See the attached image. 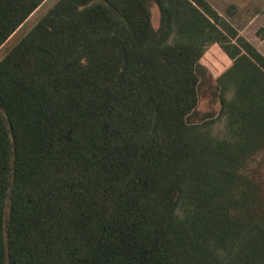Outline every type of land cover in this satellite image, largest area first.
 <instances>
[{
  "label": "trees",
  "instance_id": "1",
  "mask_svg": "<svg viewBox=\"0 0 264 264\" xmlns=\"http://www.w3.org/2000/svg\"><path fill=\"white\" fill-rule=\"evenodd\" d=\"M260 153L264 56L205 0H57L0 60V264H264Z\"/></svg>",
  "mask_w": 264,
  "mask_h": 264
},
{
  "label": "rangeland",
  "instance_id": "2",
  "mask_svg": "<svg viewBox=\"0 0 264 264\" xmlns=\"http://www.w3.org/2000/svg\"><path fill=\"white\" fill-rule=\"evenodd\" d=\"M57 0H44L15 32L0 46V60L19 41V39L44 15ZM206 3L216 12L220 19L234 29V31L253 48L264 56V0H205ZM152 21L157 25L158 11L156 6H151ZM202 63H207L211 77L217 76L221 70L230 63L221 48L212 44L204 53ZM212 73L214 76H212ZM212 84L205 80L202 89L199 110L207 112L217 108V101L213 99ZM225 119L221 118L211 126V132L216 135L223 134ZM262 154V156H260ZM252 157L247 169L260 166V172L264 173V153ZM264 185V183H263ZM264 195V187H263Z\"/></svg>",
  "mask_w": 264,
  "mask_h": 264
}]
</instances>
